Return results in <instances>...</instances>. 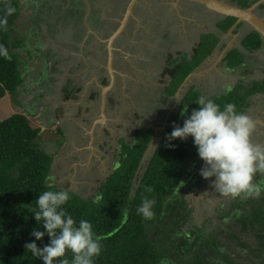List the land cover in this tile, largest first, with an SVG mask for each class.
Segmentation results:
<instances>
[{
  "label": "trees",
  "instance_id": "16d2710c",
  "mask_svg": "<svg viewBox=\"0 0 264 264\" xmlns=\"http://www.w3.org/2000/svg\"><path fill=\"white\" fill-rule=\"evenodd\" d=\"M230 1L247 7L255 0ZM9 7L15 9L11 15H7ZM263 7L264 4L261 5ZM20 8V0H0V19L7 18V25L0 29V45L9 53L8 58L0 57V99L9 93L16 97L22 82V55L15 51L25 46L26 39L16 26ZM235 21V17H224L217 23L218 29L226 32ZM221 32L202 34L190 54L179 52L174 58L169 56L164 71L169 79L162 89L165 98H172L186 76L212 53L220 41ZM263 44L256 31L249 32L242 40V46L250 51ZM29 51L26 50L30 54ZM245 59L247 55L234 48L224 60L226 67L234 69L245 64ZM238 83V87L234 85L228 95L215 101L221 109L232 103L237 111L242 112L251 94L264 91V80L247 85L241 81ZM198 99V94L191 87L183 96L176 117L184 108L188 109L186 114L198 108ZM179 123L182 127L184 121ZM173 129L168 128L161 136L141 173V161L154 133L151 128H137L132 142L122 144L120 160L102 182L98 195L83 197L63 189L71 193V199L64 205L67 212L77 224L80 220H88L94 233L101 238L102 252L94 258V264H203L199 258L202 252L195 246L205 236H208L205 243L210 241L213 249L222 251V248L214 246L212 231H203L204 224L185 227L193 210L188 206L186 194L202 185L197 175L194 183L196 177L189 170L199 158L190 144L194 143L191 142L192 137L187 140L169 139ZM51 165L52 156L41 147L40 127L31 125L26 114L15 112L0 119V264H43L25 245L34 241L42 248L49 243V237L35 240L31 232L37 227L44 231L42 222L37 224L32 215V209L36 208L38 195L47 190L44 181L50 175ZM182 181L183 186L178 189ZM61 189L56 185L54 190ZM145 198L155 201L152 219H144L137 213ZM261 206L264 209V203ZM253 214L243 206L234 210L233 218L241 229H256L261 254L264 251V218H255ZM232 235L237 237L235 233ZM221 254V258L213 260L215 264H239L225 252ZM64 258L72 264L71 252H67Z\"/></svg>",
  "mask_w": 264,
  "mask_h": 264
},
{
  "label": "rangeland",
  "instance_id": "374dc122",
  "mask_svg": "<svg viewBox=\"0 0 264 264\" xmlns=\"http://www.w3.org/2000/svg\"><path fill=\"white\" fill-rule=\"evenodd\" d=\"M20 2L22 4L20 5V16L16 22L18 23L17 30L19 33L21 31L22 37L27 35L25 46L33 50V47L38 43L44 46L50 42L55 43V45H51L52 48L49 47L48 49L50 52H54L53 58L57 59V62L54 64L51 62L53 61L52 59L50 60L51 63L46 64L47 72L55 76L54 81H51L50 84L53 90L57 89L69 77L71 79L70 85H74L77 81L80 82L78 86L81 88L79 90V93H81L87 76L88 79L92 78L95 73L94 69L98 67L96 65L93 66L92 61L98 62V60H101V64H103L101 72H103V75L107 74V70L104 68L105 50L101 49L100 53L97 50V41L93 40L92 37L87 41L84 48L79 49V46L76 45L79 41L76 36L82 34L83 20L90 30L98 31L100 29L105 34H103L105 37L108 36L109 31L116 27V20L128 0H21ZM82 4L84 7L80 8L82 10L80 12L79 6H82ZM184 4L188 3H181L176 0H140L136 9L134 8L133 16L131 17V22L134 25L125 27L121 35L115 40V47L121 51H115L114 70L122 76L117 74L114 85L116 89L107 96L109 101L108 109L115 106L112 97H120L117 109L111 110L110 117L113 119L118 117V121H115L118 134L124 136L128 141L133 137L135 128L156 125L159 127L158 136H162L168 128L180 126L179 121H184L191 114V112L185 113L184 116L180 114L181 118L179 116L177 117L178 119L175 118L180 111V105L178 106V103L175 102V98L167 99L162 95V89L168 82L164 71L167 67L169 56L174 58L178 56L179 52L181 54H190L193 44L199 39V35L202 32L214 29V20L211 16L210 19L201 17V15L193 9L184 6ZM67 8L69 10L68 16L72 20H68L69 18L64 19ZM260 14H264V8L260 10ZM76 15L78 19L74 21ZM98 16H100L99 19ZM193 22L194 25H192ZM236 38L237 36L232 44L238 46L239 40H236ZM229 40L230 36H226L224 39L225 42ZM35 51L40 53V48L36 46ZM41 53L45 55L46 49L42 48ZM216 53L218 54L219 50H215L208 60L215 57ZM252 53L253 51L247 50L244 56L247 54L251 55V57L248 56L249 60L245 59L246 62H251L256 57L253 61V64H255L253 70L250 66L246 69L248 71L237 68L239 69L237 75L241 77V80L238 81H241L244 85L250 84L255 75L264 74L263 62L258 68L256 67L257 58H260L258 57L259 55ZM32 54H34V50L29 55ZM82 58L89 62L87 68L83 63L84 61L80 60ZM32 61H34V65H31L32 69L30 66L28 75L36 76L40 73V69L43 68L44 62L35 56ZM35 61L37 64H35ZM27 65L29 66L30 64ZM203 65H205V62ZM261 66L263 68H260ZM227 69L229 68L227 67ZM252 71H254L255 75ZM242 72L246 73L241 75ZM59 77L63 78L62 82ZM207 80L206 77L203 82ZM216 80L220 81V79ZM239 84L237 82L236 87ZM205 87L211 89L209 81ZM228 88L232 89V86H224L222 92L213 90L217 92L216 94L211 95L208 92L207 95L211 96L206 99L217 101L222 97L224 98L225 95H228ZM91 89H94L92 85ZM193 90L195 89L193 88ZM204 90L206 89L202 91ZM213 91L211 92L213 93ZM93 92L98 95L99 88H96ZM195 92L199 98L202 96L198 90H195ZM26 97L28 98L23 100V107H21L15 95L5 94L0 99V119H5L15 112L23 113V108L27 115V110L32 108L29 103V99H32V96ZM20 99L21 96L18 97V100ZM35 107L40 110L39 113H42L47 108L40 104ZM167 112H169L168 116L164 117ZM29 121L31 125L36 124L32 119H29ZM262 145L264 146V144ZM43 149L45 150V148ZM153 150L154 146L142 160L140 173L145 168ZM195 151L198 153L196 146ZM203 165L204 162L202 160L195 161L193 166L189 168L193 172L194 177L198 176L202 185L186 194L188 206L193 210L192 218L185 227H190V224H204L203 231L205 233H207V230L212 231V235L215 237L214 246L222 248V251H218L216 248L213 249V246L209 244L210 241L205 243L208 236L202 237L195 246L196 250L202 252L199 254L200 260L204 261L203 264H215L214 262L216 261L213 262V260L221 258V252L223 254L225 252V255L228 254L240 263L241 261H247V264H264V251L260 254L259 248L256 247L258 244L255 235L256 229L254 230L252 227L241 229L239 223L236 224L237 220L233 218V212L234 208L237 207L233 204L236 203L237 199H232V205L230 206L231 198L219 194L212 186L214 179L201 177L200 170ZM93 173L95 174L94 178L86 174L83 175V173H79L76 177H72L69 172L65 175H57L55 176L56 185L61 188H69V190L71 189L83 197H93L99 194L100 182L106 176L96 171H93ZM196 181L197 177L194 183ZM253 182L264 183V174L257 173ZM262 195L264 196V194ZM251 200L254 199H243L240 203L247 201L246 203L244 202L245 205L251 206L250 209H247L248 213H254L255 218H264V209L261 206L263 203H258L255 200V202H251ZM227 218L229 219L227 220ZM234 233L237 237L232 235ZM202 242H204V245H201ZM199 247L202 248L198 249Z\"/></svg>",
  "mask_w": 264,
  "mask_h": 264
},
{
  "label": "crops",
  "instance_id": "0c3cea01",
  "mask_svg": "<svg viewBox=\"0 0 264 264\" xmlns=\"http://www.w3.org/2000/svg\"><path fill=\"white\" fill-rule=\"evenodd\" d=\"M20 5H22L21 2ZM81 7H84V5L82 4V6H79L80 12H82V10L80 9ZM68 11L69 10L67 8L64 15V19L69 18ZM122 12L123 11H121L119 18H117L116 20L117 25L119 19L122 16ZM77 15L76 17H74V21L78 19ZM99 18L100 16H98V19ZM68 20L72 19L69 18ZM129 21H131V18L129 19ZM17 25L18 23H16V26ZM82 27V34L76 36L78 37L77 40H79L76 45L79 46V49H82L86 46L87 41L91 37L93 40L97 41V50L99 52L101 51V49L105 50L104 68L107 70V52L104 40L116 27L111 29L107 34L108 36L106 37L104 36L105 34L103 33V31H101L100 29L98 31L90 30L85 24L84 20ZM92 27H94V25H92ZM241 28L243 29L240 30ZM217 31L218 30L214 27V29L207 31L206 33H215ZM248 31L249 27L245 23H243L242 26H239V29L237 30L238 35L236 38V40H239V45L237 46L236 44H233V47L238 48L244 54L247 50L241 47L240 39ZM102 36L104 37L102 38ZM38 44L33 47L34 54L32 55H29L26 50H30V53H33V50H31L29 47L27 48L26 46L15 50L16 52L22 55L21 57L23 63V65H21L20 67L22 82L17 88L16 99L20 102L21 107H23V100H27L26 98H28L26 96H32V99H29V103L32 108L27 110L28 114L26 116L29 117L30 120L32 119L36 122V124L33 125L34 127H40L41 146L42 148H45L46 152L52 156L50 175L55 177L57 175H65L69 172L71 173L72 177H76L79 173H83V175L86 174L89 175L91 178H94L95 174L93 173V171H96L100 172L103 176L106 175L105 178L102 179V181L100 182V184H102V182L105 181V179L114 170L117 163L119 162V154L122 149V144L124 142L130 143L133 140V137H131V140L128 141L124 136L119 135L115 126V121L118 119V117L115 119L110 117V112H112L111 110L114 111L117 109V103H119L120 97L113 96L112 99L115 102V106H113L111 109H108L109 101L107 96L116 88H114V86L112 87V89L106 94L105 103L102 104L100 98L101 85H105L108 83L109 76L108 72L106 75H103V72H101L103 64H101V60H98V62L92 61L93 66L96 65V67H98L94 69L95 73L93 74L94 76H92V78L88 79L87 76V80L84 82L81 93H79V91L77 93L74 92L77 89H81L78 86L80 82L77 81L74 85H70L71 79L69 77H67L66 80L64 78L65 81H63L62 77H59L61 82H63L57 89L53 90L50 87V84L51 81H54L55 76H52L51 73L47 72L48 68L46 67V64H49L50 60L52 59L53 61L51 62H53L54 64H56L57 62V59L55 60L53 58L55 55L54 52H50V50L48 49L49 47H51V45H55V43H47L45 44L46 47L44 45ZM36 46L40 48V53H38V51H35ZM42 48L46 49L45 55H42L41 53ZM116 50L121 51L120 49L115 47L114 54ZM252 54H258V57H260L257 58L258 61L256 67L261 65L262 62L264 67V44L259 49L254 50ZM34 56L36 58H39L40 60H43L44 66L42 69H40L39 74H37L36 76H29L28 72L30 66L34 65V61H32V58ZM248 56L251 57L250 54H247L246 60L250 59ZM255 58L251 62H245V64L238 66L234 69H227L226 61L224 59L220 61L221 59L219 58L218 54L212 59L206 60L207 62L205 61V65L200 66V68L197 69V73L191 76V78L185 85L182 93L180 94V96L182 97L179 99V101H176V103H178V106L180 105L183 96L191 87H193L195 90H198L205 99L210 97L212 94L222 92L224 86L226 87L228 85H231L233 87L234 85H236L237 82H239L238 80H241V77L237 75V71H239V69L237 68L243 69L244 71H248L246 69L248 66H250V68L253 70V66H255L253 64V61L255 60ZM83 59L84 58L80 60ZM83 61L87 68L89 62L85 60ZM27 64L30 65L28 66ZM35 64H37L36 61ZM112 64L113 68H115L114 56ZM263 67L261 66L260 68ZM252 72L254 73V71ZM244 73L246 72H242L241 75ZM117 74L119 73H116L115 70L116 78ZM206 77L208 80L203 82L204 78ZM167 78L169 79L168 76ZM216 79H220V81H217ZM252 79V81H263L264 74L255 75ZM103 80H106L107 82H105L104 84ZM208 81L209 86H211V89L205 87ZM91 85L94 87V89H91ZM96 88H99L98 95H95V93L93 92V90H95ZM201 88L206 90L202 91L203 89ZM213 90H217V92H214ZM211 91H213V93ZM208 92H210L211 95H207ZM256 95L257 96H255V98H249L248 103L244 107L242 112L250 116L255 123V129L251 136L252 143L263 146L262 144H264V93H257ZM19 96H21L20 100H18ZM38 104L47 107L45 111L39 113L40 110L35 107ZM22 111L23 113H25L24 108ZM168 114L169 112H167L164 117H167ZM175 118L178 119L176 116ZM139 128H157V135H159V127L156 125H149L147 127ZM136 129L137 128H135L133 131V136L135 134ZM156 140L157 138L155 139V142L152 147L157 144ZM191 144L194 146L193 149H195L194 143ZM197 157L199 158L198 161H200L201 159L198 156V153ZM109 160L111 161L109 162ZM212 178L215 179V177ZM62 189L69 190V188ZM254 200L258 203H264V196L261 195V197L256 198ZM254 200H251V202H255ZM238 201L241 202L242 200L239 199ZM244 202L246 203L247 201ZM244 202L239 203L238 209L243 206L247 207V209L251 207L250 205H245ZM258 246L259 245L257 244L256 247L259 248ZM239 264H247V261H241V263L239 262Z\"/></svg>",
  "mask_w": 264,
  "mask_h": 264
},
{
  "label": "clouds",
  "instance_id": "9594fccd",
  "mask_svg": "<svg viewBox=\"0 0 264 264\" xmlns=\"http://www.w3.org/2000/svg\"><path fill=\"white\" fill-rule=\"evenodd\" d=\"M261 5L257 9L258 13L262 9ZM14 11V8L9 7L7 15ZM6 25L7 18L0 19V29ZM237 30L236 28L234 32L238 34ZM249 32L250 28L240 39L241 47L243 38ZM0 57H9L8 50L3 45H0ZM227 91H231V88ZM196 104L199 107L191 111L182 127L174 126L169 139L193 138L198 156L204 162L200 170L201 177H215L212 186L219 194L231 198L230 206L232 199H237L233 205L238 208L239 199L261 197L264 194V183L253 181L257 173L264 174V146L252 143L254 121L247 114L237 111L236 105L232 103L221 109L212 99L201 96ZM187 112L188 109L184 108L181 115L184 116ZM44 183L47 190L38 195L36 208L32 209V215L37 224L42 222L44 231L37 227L31 235L35 240H42L47 236L50 238L49 243L40 248L33 241L25 245L26 249L42 260L43 264H69V260L64 258L67 252L72 253V264H94V258L102 252L101 238L94 233L88 220H80L77 224L67 212L64 205L71 199V193L63 189L54 190V176H46ZM181 186L183 181L177 186L178 189ZM154 203V200L143 199L137 213L144 219H152Z\"/></svg>",
  "mask_w": 264,
  "mask_h": 264
},
{
  "label": "water",
  "instance_id": "95a60500",
  "mask_svg": "<svg viewBox=\"0 0 264 264\" xmlns=\"http://www.w3.org/2000/svg\"><path fill=\"white\" fill-rule=\"evenodd\" d=\"M176 1H178V0H176ZM183 1H189L192 3L198 4L202 7H204V9H206L212 13L219 14L220 17H222V18L227 17V16H232V17L236 18L235 23L227 30L226 35L230 36V40L226 43V45L218 53L219 58L221 59L220 61H222L224 59V57L227 55V53L231 49H233V44H232L233 40L238 35L236 32H234V30L236 29V27L240 23H245L246 25H248V27L250 28L251 31L258 32L264 41V14L261 15L260 13L257 12V9L259 8V6L262 3H264V0H256L247 7L239 6V5L233 3L229 0H183ZM137 3H139V0H128V2L126 3V6H125V11L122 13V16L119 19L117 27L104 40L105 45H106V52H107L106 67H107L109 79H108L107 84L101 85V93H100L101 96H100V98H101L102 104L105 103L106 94L115 85V80H116L115 70H114L113 64H112L113 56H114V49H115L114 41L121 35L123 30L125 29L127 22L133 16V9ZM212 55H213V53L211 54V56ZM209 58H210V56H208L205 59V61L208 60ZM199 66L200 65H198L194 70H192L186 76V78L183 80V82L180 84V86L178 87V89L176 90V92L174 94L175 102L179 101V99L182 97V96H180V94L182 93L185 85L187 84V82L189 81L191 76H193L197 73V71H198L197 69H199ZM153 131H154V133H153L152 139L150 140V142H149V144L145 150V153L143 155L142 160L146 156V153L151 149L152 145L155 142V139L157 138L156 141L158 143V141L161 138V136L157 135V128H153ZM155 145H157V144H155ZM155 145H154V149L156 147ZM153 151H152V153H153ZM152 153H151V155H152Z\"/></svg>",
  "mask_w": 264,
  "mask_h": 264
},
{
  "label": "flooded vegetation",
  "instance_id": "af4514ba",
  "mask_svg": "<svg viewBox=\"0 0 264 264\" xmlns=\"http://www.w3.org/2000/svg\"><path fill=\"white\" fill-rule=\"evenodd\" d=\"M140 1V0H139ZM230 1V0H229ZM178 2H183V0H178ZM184 2H186V3H188V4H184V6H187L188 8H190V9H193L195 12H197L199 15H201V17H205L206 19H210V16H211V18L214 20V27L218 30L217 32H215V33H219V32H221L219 29H218V26H217V23L221 20V19H223L222 17H220V15L219 14H215V13H212V12H210V11H208V10H206V9H204L202 6H200V5H198V4H195V3H192V2H189V1H184ZM138 5V3L134 6V8L136 9V6ZM193 5V6H192ZM125 6L126 5H124V7H123V9H122V11L124 12L125 11ZM263 9V8H262ZM133 11H134V9H133ZM122 12V13H123ZM199 21V20H198ZM133 25V22H131V21H129L128 23H127V26L126 27H130V26H132ZM192 25H194V22L192 23ZM198 25V24H197ZM197 27V26H196ZM193 28H194V26H193ZM237 29H239V26H237L236 27ZM243 28H241L240 30H242ZM211 33H214V32H211ZM202 34H208V33H206V32H202ZM202 34H200L199 35V39L196 41V43H194L193 45V47H192V49L196 46V44L200 41V39H201V35ZM227 34V31L226 32H221V35H220V41L218 42V44H217V47H215V49L212 51V53L214 54V52H215V50H221L225 45H226V43H227V41L225 42L224 41V39H225V37L227 36L226 35ZM219 48V49H218ZM211 53V54H212ZM211 54L209 55L210 57H211ZM228 54V53H227ZM208 57V56H207ZM206 57V58H207ZM226 57V56H225ZM205 58V59H206ZM205 59L203 60V62L205 61ZM225 59V58H224ZM203 62H201L200 63V66H202V63ZM255 65V64H254ZM200 66H199V68H200ZM260 66V65H259ZM257 68H258V66H257ZM260 81H262V80H260ZM252 83V82H251ZM250 83V84H251ZM257 93H264V91L263 92H256V93H253V94H251L250 95V98H252V97H254L255 98V96H257L256 94Z\"/></svg>",
  "mask_w": 264,
  "mask_h": 264
}]
</instances>
